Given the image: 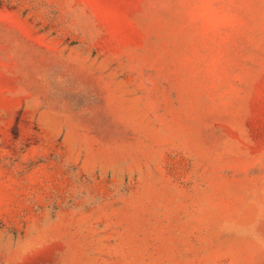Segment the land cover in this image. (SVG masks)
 <instances>
[{
    "label": "rangeland",
    "instance_id": "1",
    "mask_svg": "<svg viewBox=\"0 0 264 264\" xmlns=\"http://www.w3.org/2000/svg\"><path fill=\"white\" fill-rule=\"evenodd\" d=\"M0 264H264V0H0Z\"/></svg>",
    "mask_w": 264,
    "mask_h": 264
}]
</instances>
